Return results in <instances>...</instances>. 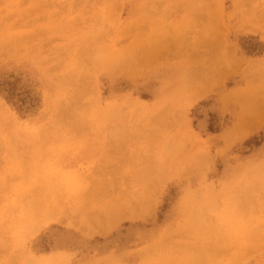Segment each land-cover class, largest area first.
<instances>
[{"label": "rangeland", "instance_id": "obj_1", "mask_svg": "<svg viewBox=\"0 0 264 264\" xmlns=\"http://www.w3.org/2000/svg\"><path fill=\"white\" fill-rule=\"evenodd\" d=\"M0 243L264 264V0H0Z\"/></svg>", "mask_w": 264, "mask_h": 264}, {"label": "bare ground", "instance_id": "obj_2", "mask_svg": "<svg viewBox=\"0 0 264 264\" xmlns=\"http://www.w3.org/2000/svg\"><path fill=\"white\" fill-rule=\"evenodd\" d=\"M198 56H199V55H198ZM52 120H53V119H52ZM105 207H106V206H105ZM112 207H113V206H112ZM107 208H108V207H107ZM8 211H9V210H8ZM8 211H7V212H8ZM107 212H108V211H107ZM91 213H92V212H91ZM84 215H86V214H84ZM23 216H24V215H23ZM86 216H87V215H86ZM86 220H87V219H86ZM86 220H85V221H86ZM87 221H88V220H87ZM0 244H1V243H0ZM1 247H2V246H1ZM207 256H208V255H207ZM202 261H203V260H202ZM6 263H7V262H6Z\"/></svg>", "mask_w": 264, "mask_h": 264}]
</instances>
